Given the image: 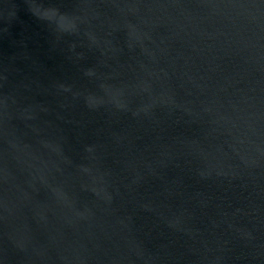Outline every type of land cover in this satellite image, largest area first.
<instances>
[{"label":"water","instance_id":"1","mask_svg":"<svg viewBox=\"0 0 264 264\" xmlns=\"http://www.w3.org/2000/svg\"><path fill=\"white\" fill-rule=\"evenodd\" d=\"M0 264H264V0H0Z\"/></svg>","mask_w":264,"mask_h":264},{"label":"clouds","instance_id":"2","mask_svg":"<svg viewBox=\"0 0 264 264\" xmlns=\"http://www.w3.org/2000/svg\"><path fill=\"white\" fill-rule=\"evenodd\" d=\"M39 18L52 21L56 18L57 25L61 28L66 27L67 24L65 21L68 20V17L65 14L59 13V10L55 7L42 8L39 7L36 9Z\"/></svg>","mask_w":264,"mask_h":264}]
</instances>
